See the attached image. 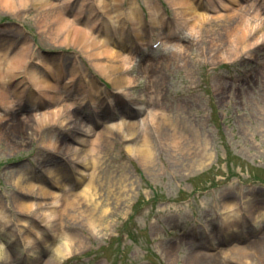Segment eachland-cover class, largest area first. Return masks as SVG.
<instances>
[{
  "label": "rangeland",
  "instance_id": "374dc122",
  "mask_svg": "<svg viewBox=\"0 0 264 264\" xmlns=\"http://www.w3.org/2000/svg\"><path fill=\"white\" fill-rule=\"evenodd\" d=\"M51 1L54 4L16 0L17 10L0 7V45L12 48L31 43L26 73H44L39 61L46 57L61 64L62 82L77 67L68 99L82 96L80 82L87 99L68 110L75 120L71 127L41 125L34 113L50 108H40L41 103L36 105L28 93L21 101L13 100L11 108L3 106L8 111L0 122V249L12 261L0 256V264H45L68 236L73 252L55 264H193L201 250L218 252L219 264H242L223 257L222 250L233 247L248 250L252 264H264V215L253 218V213L264 212V43L234 54L228 32L234 21L221 12L240 7L239 2L215 0L220 11L199 8L218 16L199 22L200 35L194 37L186 27L192 20L182 15L186 5L154 0L167 23L158 34H153L148 23L152 39L142 42L133 25L134 0H121L118 11L106 10L110 0H101L104 9L96 6L92 16L90 7L97 0ZM135 1L150 18V0ZM55 14L69 19L70 29L56 34L59 20ZM123 19L128 27L124 36L133 29L137 42L144 43L133 48L137 56L130 72L136 80L128 87L116 86L98 69L96 63L109 61L110 56L94 57L105 43L93 47L89 39L93 33L100 40L111 41L109 33L114 34L115 27L122 29ZM172 25L176 35L168 38L183 39V58L171 56L160 40ZM76 27H87L90 33L85 32L84 38L81 31V38L76 39ZM146 59L151 61L143 64ZM151 66L154 72L153 68L146 71ZM45 75H49L46 70ZM155 76L162 82L155 83ZM33 83L30 92L41 101L42 90ZM146 117L147 124L138 127L133 136L119 131L107 136L101 147L98 192H91L89 201L68 212L62 210L63 201L58 203V212L49 222L37 213L51 211L50 204L19 209L18 200L38 204L43 199L38 189L23 191L15 182L19 175L62 192L63 186L51 185L49 170L55 169L71 191L79 193L87 187L95 166L90 141H79L92 137L84 129H99L105 121ZM175 130L182 132L181 143ZM145 138L154 150L151 164L132 151ZM70 146L86 154L84 162L89 168L84 167V177L75 170L74 161L81 158L68 152ZM110 181L126 188L112 191ZM46 199L52 201V197ZM229 204L241 210L225 213ZM230 215H239V228L227 222Z\"/></svg>",
  "mask_w": 264,
  "mask_h": 264
},
{
  "label": "bare ground",
  "instance_id": "6f19581e",
  "mask_svg": "<svg viewBox=\"0 0 264 264\" xmlns=\"http://www.w3.org/2000/svg\"><path fill=\"white\" fill-rule=\"evenodd\" d=\"M22 1V0H21ZM28 2V0H25ZM45 5H52L54 4L51 0H44ZM66 1V0H65ZM176 5L181 6H187V9L182 11V15L187 17V19H191V23H188L186 25L187 30L189 31V34L192 36H198L200 35L198 26V23H203L205 20L214 18V16H218L216 14L207 13L205 10L201 11L199 8L204 6L207 9H219V4L215 0H172ZM223 3H226L225 0H221ZM236 2H239L240 7L236 8L233 7L228 13L221 12L223 17H229V19L234 21V25L229 28V37L232 40V50L235 53L245 52L247 51L251 46L258 45L261 42L264 43V0H247V4L244 5L242 0H234ZM15 2L16 0H0V7L17 10L18 8H15ZM101 0H97L96 5H94V2L92 6L90 7V14L91 16L93 13L96 12V6L98 10H103L105 7L101 6L100 4ZM121 0H110L108 4H106V10H119L121 6H119V3ZM229 4L230 2L227 1ZM150 6L148 8L152 10L150 12V19L149 22L154 29V33L158 34V30L161 26L166 25L167 20L164 16V13H162V8L160 10L156 9L154 5L157 3L154 0H150L149 2ZM160 6V5H159ZM14 7V8H13ZM224 7L229 8L228 5H224ZM131 9L134 11L133 13V19L134 27L136 29V35H138V38L140 41H151L152 39V31H148L150 29L147 28L148 21L144 16V11L141 8L138 1H133V5L131 6ZM155 9V10H153ZM83 8H81V11L83 12ZM135 12H138V16L135 15ZM161 14V15H160ZM120 16V14H117ZM90 16V18H92ZM162 16V17H161ZM55 19L59 20V23L56 27V34L62 33L64 30L68 29L71 25V21L69 19H64L62 16H58L55 14ZM95 18V17H94ZM121 18L119 17L118 23L120 24L119 20ZM92 23H96L95 19H89ZM119 26V25H118ZM121 26L122 29L117 30L115 27V33L111 34L109 33L111 41H105L103 39L100 40L99 35L97 34H91L89 36V39H92L90 42V45L93 44L94 46H98L101 43L104 46L100 48L94 57L102 56V55H108L110 56L109 61L106 62H98L96 63V66L99 70H101L104 74H107L108 77H110L116 86H125L128 87V85H133L135 83V77L132 76L130 69L132 68V64L136 60V51L133 50V48H136V45L134 42L130 41V47H114L113 45H116V43L122 45H125L124 42V34L127 30V24L126 21L123 19L121 20ZM171 29L168 31V35L166 37L161 38L162 45L164 49H169L171 56H179L183 58L184 51L186 49V45L182 43V38L172 40L168 38L169 36L175 35V26H170ZM183 27V26H182ZM180 27V29L182 28ZM76 33L75 38H81L80 32L83 31L84 38H86L85 32H88L87 27H76ZM110 28V27H109ZM70 29V28H69ZM101 31V29H98ZM90 32H88L89 34ZM149 34V35H148ZM160 35V34H159ZM116 38L117 40H114ZM101 41V43H100ZM116 42V43H115ZM217 40L214 41V44L217 45ZM109 44H113L110 46ZM144 44V43H143ZM8 45H0V122L4 121L7 114V109L3 108V106H7L6 108H11L12 104L15 103V101H21L29 94V97L31 99H34V102L36 105L40 104V108L44 106H49L50 109H43L39 112L36 111L34 113V116L41 122V125H50L55 123H60L62 126L71 127L72 124L75 122V120L72 115H68L67 112L74 106L79 107L81 103H84V100L87 99V95H85V91L83 90L84 85L80 82V90L82 96H75L74 100H70L68 98L72 97L71 90L72 89V83L77 78V74L75 75V72L77 73V67L76 70L72 69L74 72L71 73L68 80L62 82L61 76L64 74V69L62 68L61 64L58 62H55L53 59H48L46 57L44 60H40L39 63L43 66L44 73L31 71V72H25L23 71L26 68L27 63L30 62V52H31V43L24 42L20 44L17 47L10 48ZM86 47V46H85ZM90 48V46H89ZM125 48V50H124ZM57 60V58H56ZM151 61V59H146L145 62ZM141 64V63H140ZM150 63H148L149 65ZM152 65V64H150ZM153 67H149L146 69L151 70ZM45 70L48 76L45 75ZM152 72H154V68L152 69ZM29 74V75H28ZM35 83L36 88L42 90V97L43 99L39 101L38 96H36L33 92H30L32 90L30 87L32 85L30 83ZM161 83L162 80L159 79L158 76H155V83ZM33 83V84H34ZM161 85V84H160ZM82 86V87H81ZM15 100V101H13ZM97 100V98L95 99ZM57 102V105L54 106L53 104ZM140 109L144 110L143 106L140 107ZM13 116V115H12ZM148 117L142 119L141 121H129L126 118H122L121 120H118L117 122H103L101 127L99 129H92V127H87V129H84L85 133L87 135H90L92 137H82L79 139L81 143H87L90 141V147L89 150L91 152H94L95 154V166L92 171L89 183L87 187L83 190H81L79 193H74V191H71L69 185L62 181L60 175L55 169L49 170V176L51 177V185L55 184V186H63L64 191L58 192L57 190H54L53 188H49L48 186L44 184H37L33 180L25 179L23 175H19L18 178H16L15 182L16 184L25 192H34L35 189H38V194L40 196H43V199L38 203H34L32 200L28 201L26 200H18L17 203L19 205V209L23 211V209H33L35 206H43L50 204V208H55L58 203L64 202L62 210L65 212H68L70 207L81 205L82 202H87L91 199L92 194H96L98 192V171L101 163L100 155L101 153V147L103 146V143L107 142V136L108 135H114L115 131H119L122 134H125L127 136H133L136 131H138V127L145 126L147 124ZM175 135L178 139V142L181 143L182 141V132H179L178 130H175ZM126 136V137H127ZM54 143L53 141H51ZM57 144V143H54ZM52 145V144H50ZM71 151L74 152V156H78L81 159L75 160V167L77 170V174H83L84 177V171L85 168H89L85 161L86 154L83 153L81 148H73L68 147V152ZM134 154L140 159L145 161L146 163L151 164L154 161V150L151 146V141H149L147 138L143 140V143L139 146L134 147L132 150ZM204 157V156H203ZM86 164H84V163ZM82 164L83 167H80ZM109 188H112V191L115 189H125L126 186H123L122 183L118 184V182L114 183L113 181H110ZM47 197H52V201L50 202ZM51 209V211H44L37 213L40 218L43 221L49 222L51 221L52 217L57 214L58 209ZM1 210H4V205L1 206ZM227 210V211H226ZM240 207H235V205L229 204L225 206V213L236 211L237 213L240 211ZM252 213V210H249ZM256 213H253V218L256 220L259 216H263L264 212L259 213L258 215H255ZM2 219H5V216H2ZM238 216H232L230 215L226 220L234 229L239 228L240 224L237 222ZM234 222V223H233ZM66 239L65 243H61V245H58L56 247L54 254L51 255L49 259L46 260L45 264H55L58 262L59 259H64L68 255H70L73 252V246H72V238L64 237ZM64 241V240H63ZM238 247H233L231 249H223V257L226 260L233 261L235 263H242V264H252V258L251 254L246 249H237ZM172 249V248H171ZM239 251V252H237ZM217 254L218 252H211V251H199L194 258L193 264H219L217 261ZM8 252H4L0 249V256L5 258L6 261H12L10 260L11 256ZM239 255V256H238ZM264 255V252H263ZM173 254L169 252V257H172ZM172 259V258H171ZM206 259V261L204 260ZM204 260L203 262H201Z\"/></svg>",
  "mask_w": 264,
  "mask_h": 264
}]
</instances>
